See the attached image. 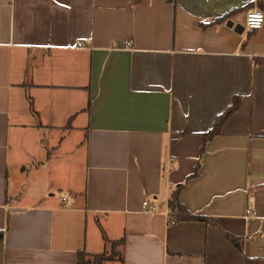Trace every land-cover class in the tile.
Here are the masks:
<instances>
[{
  "label": "crops",
  "instance_id": "1",
  "mask_svg": "<svg viewBox=\"0 0 264 264\" xmlns=\"http://www.w3.org/2000/svg\"><path fill=\"white\" fill-rule=\"evenodd\" d=\"M259 6L0 0V264H264Z\"/></svg>",
  "mask_w": 264,
  "mask_h": 264
},
{
  "label": "trees",
  "instance_id": "2",
  "mask_svg": "<svg viewBox=\"0 0 264 264\" xmlns=\"http://www.w3.org/2000/svg\"><path fill=\"white\" fill-rule=\"evenodd\" d=\"M259 5H260L259 7H263L264 0H259ZM252 33H253V31H252ZM250 35H252V34H250ZM240 104H241V98H240V96L236 95L234 97V100H233L232 104L224 111V113H222L218 117L214 128L205 135V140L209 139L210 137L215 136L216 134H218L220 132V127H221L222 123L224 122V120H226L230 115H232L240 107ZM197 173H198L197 170L194 171V173L190 176V178L193 177V176H196ZM184 186H185V183L179 185L173 191V193L171 195V200H170V205L172 207H174L175 209H180L181 208L182 211H184L185 208L179 202V198L178 197H179L180 190ZM179 218L180 219L202 220V221H207L208 220L207 218H205L203 216L192 215V214H189V213L182 214ZM230 238L233 241H236V242L238 241L237 238H235V237H233L231 235H230ZM2 239H3L2 232H0V243L2 242ZM111 243H112L113 246L123 245L124 244V240L120 239V240H116V241H111ZM115 256H116L115 253H111V254L104 253V254H98V255H89L84 250H82V251H79V253H78V264H104V262L106 260L113 259Z\"/></svg>",
  "mask_w": 264,
  "mask_h": 264
},
{
  "label": "built area",
  "instance_id": "3",
  "mask_svg": "<svg viewBox=\"0 0 264 264\" xmlns=\"http://www.w3.org/2000/svg\"><path fill=\"white\" fill-rule=\"evenodd\" d=\"M264 26V10L260 7H254L248 10L245 23H244V29L246 31H257L261 29ZM80 44H84V41H81ZM125 46L127 48L132 46V40L125 41ZM63 202L69 203V200L67 197H62ZM144 206L146 208V211L153 212L155 211V205L150 203L149 201L144 202ZM247 215L248 216H255L256 210L252 207L247 208ZM171 223L175 222L176 219H170Z\"/></svg>",
  "mask_w": 264,
  "mask_h": 264
},
{
  "label": "water",
  "instance_id": "4",
  "mask_svg": "<svg viewBox=\"0 0 264 264\" xmlns=\"http://www.w3.org/2000/svg\"><path fill=\"white\" fill-rule=\"evenodd\" d=\"M227 26L233 28L234 30L238 33H243L244 32V26L241 23L238 24H234V22L232 20L228 21Z\"/></svg>",
  "mask_w": 264,
  "mask_h": 264
},
{
  "label": "rangeland",
  "instance_id": "5",
  "mask_svg": "<svg viewBox=\"0 0 264 264\" xmlns=\"http://www.w3.org/2000/svg\"><path fill=\"white\" fill-rule=\"evenodd\" d=\"M119 246V245H118ZM118 246H113L112 245V251L111 252H108V254L110 253H115V255H117L118 254V252H117V248H118Z\"/></svg>",
  "mask_w": 264,
  "mask_h": 264
}]
</instances>
